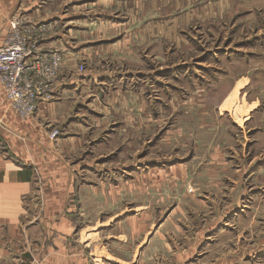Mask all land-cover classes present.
<instances>
[{
	"label": "crops",
	"instance_id": "0c3cea01",
	"mask_svg": "<svg viewBox=\"0 0 264 264\" xmlns=\"http://www.w3.org/2000/svg\"><path fill=\"white\" fill-rule=\"evenodd\" d=\"M161 2L165 0H0V47L11 19L19 16L26 27H49L38 33L39 45L65 60L53 99L40 104L31 118H19L0 82V264H203L199 260L212 256L208 247L217 241L216 233L233 228L231 219L241 215V204L227 210L211 204L198 212L215 217L187 222L185 213L195 210L178 203L151 232L148 204H110L106 209L88 204L91 197L118 196L121 183L135 182L136 168L152 162L155 132L164 134L158 147L166 154V115L177 111L173 101L182 88L168 86L166 79L172 68L165 66L168 18L157 13ZM141 41L142 47L148 45L141 48L142 57L136 46ZM136 64H142L138 77ZM55 130L60 135L52 139ZM170 148L172 160L159 156L155 162L171 166L174 173L167 176L161 169L159 178L188 181L195 187L191 198H216L214 190L199 183L216 180L207 169L199 172L196 163V170L188 172L197 159L195 142L185 151L181 143ZM142 171V179L150 180L151 174ZM146 187L143 181L137 188L143 197L150 193ZM172 215H182L185 228L192 229L175 238L174 244L188 246L183 251L161 242L165 238H156L162 247L151 242ZM194 245L198 249L190 248Z\"/></svg>",
	"mask_w": 264,
	"mask_h": 264
},
{
	"label": "rangeland",
	"instance_id": "374dc122",
	"mask_svg": "<svg viewBox=\"0 0 264 264\" xmlns=\"http://www.w3.org/2000/svg\"><path fill=\"white\" fill-rule=\"evenodd\" d=\"M156 8L157 13L159 10L168 18L165 66L172 69L166 72L167 83L168 86L178 83L182 88L176 93L167 87V92L176 93L178 100L173 101L176 112L166 111V154L158 147L164 134L155 132L151 135L152 162L136 168L135 174H140L134 184L123 187L120 182V195L91 197L88 204L91 207L148 204L151 232L178 203L195 210L193 214L185 213L187 222L199 216L204 220L215 217L214 213L198 212L205 205L214 204L220 210H227L241 204V215L231 219L233 228L216 233L217 241L208 247L212 256L201 257L199 261L203 264H264V0H165ZM136 46L140 47L142 57L141 48L146 49L148 45L142 47V42ZM62 60L64 66L63 56ZM140 65L135 66L136 77L141 76L138 75ZM78 68L82 71L81 66ZM143 71L148 73L147 68ZM173 95L167 94V99H172ZM151 98L153 100V96ZM157 119L161 121L164 117ZM151 121L153 124L154 119ZM134 123L140 124L141 119ZM194 142L197 159L188 172L196 170V163L200 165L199 172L207 169L210 179L216 180L199 183L203 184L201 188L210 189L209 192L214 190L216 198L208 199L204 195L191 198L195 187L188 181L182 184L171 177L166 181L158 176L161 169L167 176L174 173L171 166L161 168L156 164L159 156L172 160L174 150L170 147L181 143L185 151V146ZM143 169L145 174H151L150 180L142 179ZM143 181L145 188L147 184L150 186V193H145L144 197L142 190L137 189H142ZM176 189H180L179 194ZM131 190L134 195H130ZM240 194L244 195L238 198ZM102 216H106V212ZM168 217L151 242L162 247L156 238H165L161 242L183 251L188 246L174 244L175 238L192 229L185 228L182 215ZM190 248L198 249V246ZM205 249H200L199 254L206 252Z\"/></svg>",
	"mask_w": 264,
	"mask_h": 264
},
{
	"label": "built area",
	"instance_id": "2783aa9c",
	"mask_svg": "<svg viewBox=\"0 0 264 264\" xmlns=\"http://www.w3.org/2000/svg\"><path fill=\"white\" fill-rule=\"evenodd\" d=\"M48 29L26 27L19 16H14L0 47V82L9 105L23 120L33 117L40 104L53 99L63 67L61 53L42 50L39 45L38 33ZM57 137L58 132L51 134L52 139Z\"/></svg>",
	"mask_w": 264,
	"mask_h": 264
}]
</instances>
